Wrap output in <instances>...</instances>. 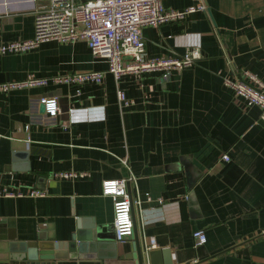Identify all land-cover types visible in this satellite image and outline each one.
I'll return each instance as SVG.
<instances>
[{"label": "crops", "instance_id": "obj_1", "mask_svg": "<svg viewBox=\"0 0 264 264\" xmlns=\"http://www.w3.org/2000/svg\"><path fill=\"white\" fill-rule=\"evenodd\" d=\"M161 2L184 8L192 0ZM206 2L205 11L142 26L146 57L201 50L167 79L157 68L115 78L83 39L0 53V82L28 73L103 72L99 83L0 90V189L44 192L0 195V264H29L16 254L43 239L62 251L54 264H102L69 256L72 235L86 227L131 249L130 235L116 239L113 200L101 192L110 177H131L139 238L168 248L174 264H264V119L224 80L249 70L264 81V0ZM44 5L0 0V39L31 37L35 10ZM118 89L133 103L121 105ZM43 95L57 97L55 117L41 109ZM59 170L88 174L59 178ZM197 228L206 241L194 245Z\"/></svg>", "mask_w": 264, "mask_h": 264}, {"label": "built area", "instance_id": "obj_2", "mask_svg": "<svg viewBox=\"0 0 264 264\" xmlns=\"http://www.w3.org/2000/svg\"><path fill=\"white\" fill-rule=\"evenodd\" d=\"M45 5L37 8L34 14V33L29 38L12 40L0 39V53L25 52L35 48L40 42L48 39L59 41H86L95 57L108 62V71L115 78L126 70L143 71L161 69V77L167 79L171 69L181 70L191 66L201 56L198 46L187 47L180 56H145V44L142 37V26L157 25L163 22L184 18L188 13L207 8L206 0H192L184 8H171L161 0H32ZM7 1H5L6 3ZM101 70H75L58 72L48 76H37L28 73L24 78L0 82V90L42 86L50 82L81 84L83 82L102 81ZM235 95L242 96L247 104L260 107V117L264 119V81L249 70H244L241 78L234 80L224 77ZM121 105L128 106L133 100L126 96L122 89L117 90ZM39 101L44 111L55 117L60 111L56 96L43 95ZM229 159L227 153L222 154ZM88 173L77 170H59V178H76ZM131 177L104 178L101 182L102 194L113 200V226L115 237L123 241L133 230L131 200L127 191V182ZM41 189L28 187L26 190L0 189V195H42ZM138 201V200H136ZM194 245L206 241L203 228L193 230Z\"/></svg>", "mask_w": 264, "mask_h": 264}, {"label": "water", "instance_id": "obj_3", "mask_svg": "<svg viewBox=\"0 0 264 264\" xmlns=\"http://www.w3.org/2000/svg\"><path fill=\"white\" fill-rule=\"evenodd\" d=\"M44 109V105H41ZM127 191L131 200L133 230L131 233V249H120L110 234L99 227H86L72 235L68 242L70 257H97L102 264H174L168 248H150L146 241L141 240L137 233L133 215V198L130 183ZM79 226V225H78ZM56 245L52 240L43 239L32 243L31 247H22L21 253L16 254L27 260L29 264H54L55 258L63 257L62 251H55Z\"/></svg>", "mask_w": 264, "mask_h": 264}]
</instances>
